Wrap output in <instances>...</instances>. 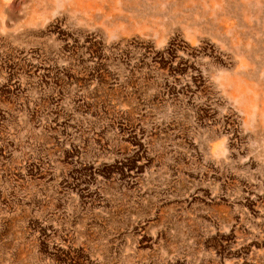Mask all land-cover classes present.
Wrapping results in <instances>:
<instances>
[{"label": "rangeland", "instance_id": "obj_1", "mask_svg": "<svg viewBox=\"0 0 264 264\" xmlns=\"http://www.w3.org/2000/svg\"><path fill=\"white\" fill-rule=\"evenodd\" d=\"M0 264H264V0H0Z\"/></svg>", "mask_w": 264, "mask_h": 264}, {"label": "trees", "instance_id": "obj_2", "mask_svg": "<svg viewBox=\"0 0 264 264\" xmlns=\"http://www.w3.org/2000/svg\"><path fill=\"white\" fill-rule=\"evenodd\" d=\"M131 167H133V166H131ZM130 168V167H129Z\"/></svg>", "mask_w": 264, "mask_h": 264}]
</instances>
